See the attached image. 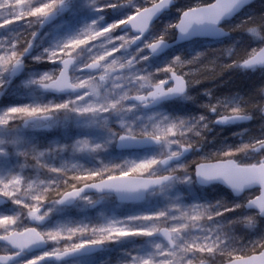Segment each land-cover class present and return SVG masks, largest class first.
<instances>
[{"label":"snow or ice","instance_id":"1","mask_svg":"<svg viewBox=\"0 0 264 264\" xmlns=\"http://www.w3.org/2000/svg\"><path fill=\"white\" fill-rule=\"evenodd\" d=\"M0 205V264H264V3L0 0Z\"/></svg>","mask_w":264,"mask_h":264},{"label":"trees","instance_id":"2","mask_svg":"<svg viewBox=\"0 0 264 264\" xmlns=\"http://www.w3.org/2000/svg\"><path fill=\"white\" fill-rule=\"evenodd\" d=\"M259 3H264V0H257V4H259ZM228 41H229V37L222 40V42H224V43H227ZM192 43H193V46H204L208 43V41H193ZM213 46H217V45L214 44ZM229 75L230 74H226L221 80H217L215 82H213L212 80H206L205 81L206 86L213 87L215 85L217 91L226 90L232 84V81L228 79ZM200 87L201 86H197V89L194 91L199 90ZM193 108H195V105H193ZM237 130H238V128H236V127L226 128L224 130L214 128L213 131L211 133H209V139H211L213 136H216L218 139H222L224 137H227V138H229V140H231V139H233V137H231V132L237 131Z\"/></svg>","mask_w":264,"mask_h":264},{"label":"water","instance_id":"3","mask_svg":"<svg viewBox=\"0 0 264 264\" xmlns=\"http://www.w3.org/2000/svg\"><path fill=\"white\" fill-rule=\"evenodd\" d=\"M225 38H228V37H224V38H222V39H225ZM211 38H197V39H195V40H210ZM0 207H2V205H0Z\"/></svg>","mask_w":264,"mask_h":264},{"label":"rangeland","instance_id":"4","mask_svg":"<svg viewBox=\"0 0 264 264\" xmlns=\"http://www.w3.org/2000/svg\"><path fill=\"white\" fill-rule=\"evenodd\" d=\"M187 103L191 104V102H190V101H189V102H187Z\"/></svg>","mask_w":264,"mask_h":264}]
</instances>
